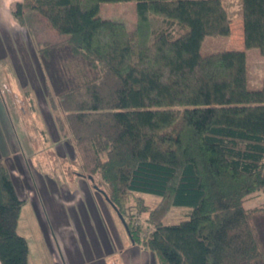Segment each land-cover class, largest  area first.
Returning <instances> with one entry per match:
<instances>
[{"label": "trees", "instance_id": "16d2710c", "mask_svg": "<svg viewBox=\"0 0 264 264\" xmlns=\"http://www.w3.org/2000/svg\"><path fill=\"white\" fill-rule=\"evenodd\" d=\"M116 1L135 2L133 29L99 15L102 2ZM15 5L19 22L23 6L31 7L61 34L44 40L40 53L51 59L66 49L96 72L72 86L61 80L64 89L56 93L58 129L93 155L87 176L94 189L118 217L127 193L160 197L146 237L119 217L130 241L151 251L157 264L264 262L253 222L264 201L259 209L244 205L248 195L264 193V77L259 87L248 85L242 48L204 49L206 36L229 33L221 0ZM242 31L244 48L264 56V0H242ZM22 203L0 161V264H27V240L16 230ZM170 206L188 207L187 218L164 224Z\"/></svg>", "mask_w": 264, "mask_h": 264}, {"label": "rangeland", "instance_id": "374dc122", "mask_svg": "<svg viewBox=\"0 0 264 264\" xmlns=\"http://www.w3.org/2000/svg\"><path fill=\"white\" fill-rule=\"evenodd\" d=\"M16 2L24 0H0V161L10 170L23 200L16 230L27 240L26 263L124 264L128 260L129 264H157L151 251L131 243L123 222L100 191L89 197L87 173L93 155L73 145L57 126L56 115L63 117L56 96L64 89L61 80L72 86L94 77L96 72L66 49L60 53L57 50L51 59L40 53L44 40L56 41L62 36L31 7L23 6L22 21L16 20ZM221 3L229 20V33L206 36L203 47L244 49L247 83L259 87L264 77V56L256 48H244L242 0ZM99 15L123 21L133 29L135 2H102ZM220 69L217 70L223 76ZM200 75L202 72L195 77ZM196 95L197 88L192 89L189 105ZM90 201L104 204V209L97 208L102 222L88 208ZM263 201L264 193L258 191L248 195L244 205L259 209ZM159 202L160 197L154 194L127 193L122 217L136 225L140 237H146L154 228L150 212ZM188 211V207L170 206L161 221H182ZM108 219L110 224L105 223ZM253 219L264 242V212L256 210ZM107 242V249L111 247L105 257Z\"/></svg>", "mask_w": 264, "mask_h": 264}, {"label": "crops", "instance_id": "0c3cea01", "mask_svg": "<svg viewBox=\"0 0 264 264\" xmlns=\"http://www.w3.org/2000/svg\"><path fill=\"white\" fill-rule=\"evenodd\" d=\"M90 180H87V186H86V188H87V194L89 195V197H92V194L95 196V191L97 192L98 190H96V189H94V187L92 186V184H90V182H89ZM99 194H102V193H99ZM103 195V194H102ZM104 197V196H103ZM74 198V197H73ZM105 199V198H104ZM105 202L106 203H108V201L105 199ZM108 205V204H107ZM90 207V208H89ZM98 207H100L101 209H104L105 208V206H104V204L102 203V202H89L88 203V208L92 211V213L95 215V216H97L98 217V220H99V222H102L101 220H100V217H99V213H98V211H97V208ZM109 214V212H106V214ZM107 214V215H108ZM106 216V215H105ZM102 219V218H101ZM108 222H105L106 224H110L109 223V219L107 220ZM101 226V225H100ZM102 227V226H101ZM103 228V227H102ZM103 231V230H102ZM105 239L107 240V237L105 236ZM108 241V240H107ZM132 243V242H131ZM108 245H109V242H107V243H104V248H105V254H106V256L105 257H107V256H109V254H110V247H109V249H107L108 248ZM103 253H101V255H102ZM152 255H154L153 253H152ZM102 256H104V254L102 255ZM154 257V256H153ZM147 258V257H146ZM126 262H127V264H129V263H131V261H129L128 262V260H125L124 261V264H126ZM107 263V262H106ZM105 263V264H106ZM133 263V262H132Z\"/></svg>", "mask_w": 264, "mask_h": 264}, {"label": "water", "instance_id": "95a60500", "mask_svg": "<svg viewBox=\"0 0 264 264\" xmlns=\"http://www.w3.org/2000/svg\"><path fill=\"white\" fill-rule=\"evenodd\" d=\"M102 194H103V196L105 197V199L108 201V198H107V196L105 195V193L103 192V191H100ZM112 205V204H111ZM112 207L115 209V207L112 205ZM119 217L123 220V217H122V215L121 214H119Z\"/></svg>", "mask_w": 264, "mask_h": 264}, {"label": "flooded vegetation", "instance_id": "af4514ba", "mask_svg": "<svg viewBox=\"0 0 264 264\" xmlns=\"http://www.w3.org/2000/svg\"><path fill=\"white\" fill-rule=\"evenodd\" d=\"M259 264H264V262H261V263H259Z\"/></svg>", "mask_w": 264, "mask_h": 264}]
</instances>
